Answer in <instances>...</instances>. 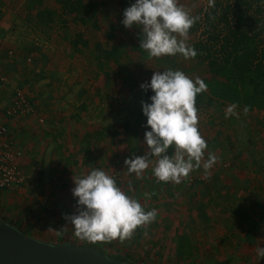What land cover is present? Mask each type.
Wrapping results in <instances>:
<instances>
[{"label": "rangeland", "instance_id": "1", "mask_svg": "<svg viewBox=\"0 0 264 264\" xmlns=\"http://www.w3.org/2000/svg\"><path fill=\"white\" fill-rule=\"evenodd\" d=\"M32 1L35 3L31 0H0V13H8L6 17L11 22L7 39L19 48L17 55L26 60L30 69L38 67V58L50 67L45 71L40 69L41 74L36 72L43 76L36 88L25 89L31 96L38 89L40 91L35 100L36 115L7 117L4 114L3 110L14 96V88L22 89L24 84L17 82L12 86L7 79L8 94L5 92L0 96V124L6 126L22 151L19 164L30 176L28 184L17 191L0 190V221L16 225L25 235L41 241L88 244L108 256L125 257L132 264H156V256L151 255L157 249L154 239L162 240L159 247L162 250L172 249L173 253L179 248L178 259L172 264H186L185 259L194 252V258L198 256L196 248L203 243L206 244L201 247L210 254L198 256L199 259L203 262L212 260L213 252L209 250L213 243H219L222 229L224 232H236L238 241H241L240 234L254 224L257 234L263 231L259 236L262 238L263 111L245 112L243 108H235L237 115L225 118L229 104L213 98L207 91L198 94L199 130L208 145L204 159L212 153L217 157L216 163L207 174L201 166L178 184L158 182L152 175L151 166L137 178L134 173H128L124 160L132 158L133 154L143 155L146 150L147 117L141 104L146 98L141 83L150 81L155 71L162 72L168 68L182 70L193 79L210 78L212 74L205 63L184 59L180 55L149 56L139 47L140 27L133 25L128 28L121 23L122 0H91L92 10L99 19V30L74 23L73 14L59 0ZM180 3L192 8L193 15L208 6V0H180ZM39 10L44 12L40 19L37 17ZM73 39L77 47L71 45ZM84 41L89 43L87 48L82 47ZM96 42H101L103 47H123L126 55L118 62L109 61L99 66L94 54ZM30 48L38 50L34 52ZM12 53L8 52L7 57L13 59ZM32 56L38 57L37 60ZM0 69L6 72L1 63ZM0 82V86H4ZM26 92L23 90L26 97L32 99ZM79 104L87 106L84 107L87 110L84 120L76 115ZM105 128H109V132ZM172 150L170 146L169 153ZM97 167L113 176L117 184L146 210L155 208L158 215L176 216L183 221L188 216L193 227L189 233L185 231L191 238L186 245L194 248L190 249V255L182 240L178 246H173L172 230L166 233L153 222L138 227L131 237L124 240L117 238L93 243L75 238L73 227L64 219L65 214L76 211V198L71 191L75 186L73 177L87 174ZM233 182L253 186L254 190L244 192L248 197L245 194L233 199L222 196L224 199L218 201L215 194L219 184ZM220 202L221 206L217 205ZM196 217L198 223L193 221ZM159 232L162 234H157ZM169 235L170 238L166 237ZM227 241L223 235L220 243L226 246Z\"/></svg>", "mask_w": 264, "mask_h": 264}, {"label": "clouds", "instance_id": "2", "mask_svg": "<svg viewBox=\"0 0 264 264\" xmlns=\"http://www.w3.org/2000/svg\"><path fill=\"white\" fill-rule=\"evenodd\" d=\"M214 6L215 0H208V7ZM199 18L180 0H134L124 9L121 23L128 28L140 27L139 47L149 56L180 55L189 59L197 55L187 41L191 27ZM140 87L152 92L150 102L141 101L142 112L147 117L146 150L143 155L125 158L128 173L139 178L151 166L158 182L177 184L201 166L207 174L217 157L208 153L204 159L208 145L199 130L196 106L197 95L207 91L206 82L200 77L193 79L182 70L168 68L155 71L150 81L141 83ZM235 108V104L229 105L225 118L237 115ZM73 181L75 186L71 191L76 198V211L65 214L64 219L73 227L77 239L93 243L124 240L138 227L152 223L158 215L155 208L146 210L102 168L74 175ZM255 252L258 258H264V248L257 247Z\"/></svg>", "mask_w": 264, "mask_h": 264}, {"label": "trees", "instance_id": "3", "mask_svg": "<svg viewBox=\"0 0 264 264\" xmlns=\"http://www.w3.org/2000/svg\"><path fill=\"white\" fill-rule=\"evenodd\" d=\"M59 1L73 14L74 23L84 28L100 29L91 0ZM31 3L35 2L31 0ZM132 3L134 0L120 1L121 11ZM39 11L37 17L40 19L44 12ZM195 15L200 18L191 27L187 43L197 52L190 59L205 63L212 74L203 79L208 86L207 93L229 105L235 104L236 108L263 111L264 122V3L261 0H215L214 7L206 6ZM71 45L77 47L75 39ZM88 46L89 43L84 41L82 47ZM9 52H13L12 49ZM94 54L101 66L123 59L126 49L118 45L103 47L101 42H96ZM150 95V89L145 91L148 102ZM30 101L37 110L36 103ZM105 130L109 132V128ZM254 228L252 224L251 230Z\"/></svg>", "mask_w": 264, "mask_h": 264}, {"label": "crops", "instance_id": "4", "mask_svg": "<svg viewBox=\"0 0 264 264\" xmlns=\"http://www.w3.org/2000/svg\"><path fill=\"white\" fill-rule=\"evenodd\" d=\"M6 15H9V14L8 13H4V14L0 13V63L3 64L4 67L6 68V72H3V74L6 77V81H2V84H4V86L3 85L0 86V89H1L0 90V96L3 95L5 92L7 93L5 83H8V82L12 86L16 85L18 83L24 84L25 87H23L22 90H24L25 92H26V90H25L26 88H28L29 91L31 89H34V87L36 88L39 85L40 81L43 79V76L37 75L36 72L39 73L40 69H42V70L44 69V71H45L46 69L50 68V67H46L44 65V63H42V60L40 58H38L39 55L37 53L35 55L38 56V57H36V58H38V67L35 70L30 69V66L26 65V60L20 58L17 55L19 48L17 46H13V44L10 43V41L7 39L9 36V27L11 26V22L7 19ZM11 49L14 50L12 53L13 59H10L9 57H7V55H9L8 52ZM30 49L34 50V52H36L38 50V48H36V49L30 48ZM14 52H15V54H14ZM28 56H30V55H28ZM3 57H6V58L3 59ZM32 58H35V57L32 56ZM36 58H35V60H37ZM27 66H29V68ZM39 66H40V68H39ZM39 74H41V73H39ZM7 79H8V82H7ZM35 80L38 83L35 82ZM19 88L20 87L16 86L14 88L15 90L13 93L15 94V91ZM27 94L30 97H32V100L35 102V100L37 99L36 96L40 95V91H39V89L37 91H35L34 96L33 95L31 96L30 92H28ZM4 96H6V94ZM12 100H13V98L8 102V105L12 102ZM84 107L87 108V106L85 104H82V105L79 104L76 106V113H77L76 115L79 116L83 120L86 118V115H84V114H86V112H87V110ZM91 107H92V105H90V108ZM6 108L4 110H6ZM89 122H92V119L89 120ZM227 185H229V187ZM241 186H242V188H241ZM216 189H218V190H217V193L215 194V196H217L218 201H221V199H224L227 197H230L231 199L238 198V197H236L237 195L243 196L244 194L246 197H248L247 196L248 194H246V193H249V189H251L252 191L254 190L253 186H246L245 184H241V183H235L234 184V182L231 184H226V185L219 184L218 188H216ZM208 191H210V190L208 189ZM244 192H246V193H244ZM256 192H257V190H256ZM241 194H243V195H241ZM231 203L233 204V201H231ZM217 205L221 206V202H220V204L217 203ZM261 217H264V209L262 211ZM182 219L183 218H179L176 216L164 217L163 215H157V217L153 221V224L154 225L155 224L160 225L162 227V229L164 230V232H166V233H169V231L172 230V233H171L172 237H171V235L166 236V237H169V238L171 237V240H174L175 245H173V246H178V244H180V240H182L184 243L183 247L188 248L187 253H188V255H190V249L193 247L189 248L190 246L188 247L186 245V244H188L190 237L185 234V231L187 233H189L190 230L193 229V227H191L189 224L190 219L188 216L184 217V221ZM198 220H199L198 217L193 219V221L195 223H198ZM216 221H220V219H216ZM216 221L214 220V222H216ZM180 223H183V226H180ZM251 226L249 229H246L244 233L240 234L241 238H242L241 241H238V238L236 237L237 236L236 232H235L236 233L235 234V233H233L234 231L224 232L223 229L220 230V232H219L220 237L218 239L219 243H217V244L213 243L212 248L209 250V251L213 252L212 256L214 258L212 260H206L205 259L207 262L206 261L203 262L204 260L199 259V257L202 256L203 254L209 253L204 249V247H201V246H205V244H206V243H203V244H198L199 245L198 249L195 247L196 250L199 252L198 253L199 257L197 256V254H195L197 257L194 258V256H193L195 253L194 252L192 256L187 257V259H185V261H186L185 263L186 264H200L202 262L201 264H264V258H258L256 256V252H255V249L258 247L260 242H261V245H259V247L264 248V235L262 236V238L259 239V236L262 234L263 231H261L257 234V232L255 230L256 227L253 230H251ZM196 229H199V228L196 227ZM157 234H162V232H159ZM223 235L226 236V239L228 240L227 241L228 244L226 246H223V244L220 243V241L223 240ZM230 235H233V236H230ZM256 238H258V241H255ZM152 239H154V238H152ZM197 239H198V241H201L199 237ZM154 240H156L155 245H157V249H155L153 252H151V255L156 256L155 257V260H156L155 263L156 264H162L160 262H163L166 264H172L175 261H177L178 258L176 255H178V253H179V248H176L173 253H172V249L162 250L161 248H159L163 244L162 240L161 239H154ZM208 247H210V244H208ZM168 254L172 255L173 257H170V255H168ZM224 254L226 255V257H223Z\"/></svg>", "mask_w": 264, "mask_h": 264}, {"label": "water", "instance_id": "5", "mask_svg": "<svg viewBox=\"0 0 264 264\" xmlns=\"http://www.w3.org/2000/svg\"><path fill=\"white\" fill-rule=\"evenodd\" d=\"M0 264H130L91 245L48 243L0 222Z\"/></svg>", "mask_w": 264, "mask_h": 264}, {"label": "built area", "instance_id": "6", "mask_svg": "<svg viewBox=\"0 0 264 264\" xmlns=\"http://www.w3.org/2000/svg\"><path fill=\"white\" fill-rule=\"evenodd\" d=\"M0 80L6 77L0 69ZM37 110L21 88L15 91L12 102L7 106L5 115L16 117L21 115H36ZM22 151L15 144L5 125L0 124V189L17 191L28 184L30 176L20 166Z\"/></svg>", "mask_w": 264, "mask_h": 264}]
</instances>
